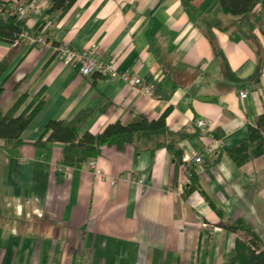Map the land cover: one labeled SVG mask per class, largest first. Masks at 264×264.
<instances>
[{
	"label": "crops",
	"instance_id": "crops-1",
	"mask_svg": "<svg viewBox=\"0 0 264 264\" xmlns=\"http://www.w3.org/2000/svg\"><path fill=\"white\" fill-rule=\"evenodd\" d=\"M34 4L38 13L19 16L28 31L75 50L95 45L100 60L137 71L155 93L82 77L26 40L15 49L0 42L7 65L0 109L22 93L17 114L44 102L21 144L0 141V264H227L245 233L225 226L238 220L264 244V156L237 167L226 154L264 112V68L258 84L242 82L258 59L239 18L224 14L219 0H76L64 15L49 11L50 0ZM84 109L93 114L81 134L168 110L169 133L187 137L172 151L167 133L122 150L104 146L95 158L103 176L87 163L66 168L64 144L42 150L34 142L50 120L69 121ZM197 119L211 123L208 132ZM214 141L220 148L202 165L183 162ZM191 169L196 186L181 192L177 179Z\"/></svg>",
	"mask_w": 264,
	"mask_h": 264
},
{
	"label": "trees",
	"instance_id": "trees-1",
	"mask_svg": "<svg viewBox=\"0 0 264 264\" xmlns=\"http://www.w3.org/2000/svg\"><path fill=\"white\" fill-rule=\"evenodd\" d=\"M32 0H0V42L19 47L25 40L24 34L38 35V30L28 31L23 18L12 11L13 4L29 3ZM76 0H50V12H59L64 15ZM219 6L224 14L239 18V25L244 29L246 38L251 43L257 56V65L253 74L243 83L258 84L261 80L264 68V48L259 36L264 38V0H219ZM212 43V36L207 33ZM48 40V39H47ZM52 44L57 45L58 42ZM33 46V45H31ZM213 48L215 46L213 45ZM7 68L6 62H0V100L5 94L4 81L2 78ZM2 78V80H1ZM19 84L14 87L16 91ZM155 93V92H154ZM25 94L17 96L12 104L5 109H0V141L19 145L22 143L21 134L30 124L37 112L43 106L41 101L33 109L17 114ZM168 110L157 119L138 117L133 122L122 124L115 122L108 124L101 133L92 134L84 132L82 128L93 114L92 109H84L78 112L71 120H50L44 128L40 138L34 145L45 149L48 143L64 144L61 166L66 168H80L91 159L101 154L104 146H112L117 150L124 149L127 145L135 144L138 137H151L167 133L173 137L165 144L170 151L174 143L186 138L184 133H169L165 125V116ZM229 159L237 167L246 162L264 156V112L256 119L255 127L250 129L249 135L238 144L226 150ZM194 169L189 171L190 183L185 188L189 192L195 188ZM231 232L242 231L247 241L238 240L235 244L234 255L227 264H264V244L252 229L244 221L238 220L231 225L225 226Z\"/></svg>",
	"mask_w": 264,
	"mask_h": 264
},
{
	"label": "built area",
	"instance_id": "built-area-1",
	"mask_svg": "<svg viewBox=\"0 0 264 264\" xmlns=\"http://www.w3.org/2000/svg\"><path fill=\"white\" fill-rule=\"evenodd\" d=\"M12 11L18 16L33 15L39 12L38 7L34 4V0L29 3L20 2V4H13ZM23 38L33 46L50 48L55 57L65 66L73 67L82 77L91 75H98L100 77L118 79L128 85L131 89L141 92L143 95L152 96L154 94V87L147 84L137 71L132 72H118L111 62H104L96 55L97 47L91 45L87 49L75 50L65 44H52L42 34L36 36L23 35ZM239 96L244 99L247 96L245 91H241ZM211 123L207 120H195V127L203 132H208ZM220 148V144L214 141L202 148L201 151H191L188 155H184V163H192L196 166L202 165L204 156L214 154ZM89 169L94 175L103 176L102 170L97 166L95 159L87 162ZM59 166L58 169L62 170ZM190 175L188 172L182 173L177 179V189L181 192L189 185ZM133 184H142L141 180H131ZM112 185H116V181H112Z\"/></svg>",
	"mask_w": 264,
	"mask_h": 264
},
{
	"label": "rangeland",
	"instance_id": "rangeland-1",
	"mask_svg": "<svg viewBox=\"0 0 264 264\" xmlns=\"http://www.w3.org/2000/svg\"><path fill=\"white\" fill-rule=\"evenodd\" d=\"M244 237H245V235H244V234H241V236H240V238H241L240 241H241V242H245V241H247Z\"/></svg>",
	"mask_w": 264,
	"mask_h": 264
}]
</instances>
